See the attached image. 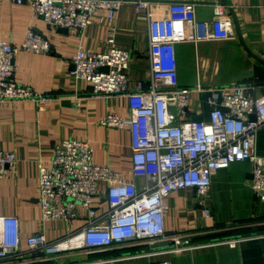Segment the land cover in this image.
Here are the masks:
<instances>
[{"label":"built area","instance_id":"built-area-1","mask_svg":"<svg viewBox=\"0 0 264 264\" xmlns=\"http://www.w3.org/2000/svg\"><path fill=\"white\" fill-rule=\"evenodd\" d=\"M31 6L34 16L55 28L84 31L92 17L106 12L112 20L126 0H2ZM137 10L150 13L151 0H134ZM225 7L216 0L215 19L201 21L196 5L169 4V16L150 19L151 80L130 87L131 53L113 47L107 53L80 50L72 59L76 78L91 84L93 94L123 96L129 100L131 116L107 114L100 124L112 128L129 126L132 131L133 174L142 178L140 187L124 181L120 174L94 161L88 142L64 140L54 148L49 164L41 162L39 203L43 222L72 224L87 221L80 229L57 240L44 233L27 238L22 248L20 222L13 216H0V264H46L66 256L105 255L99 259L71 264H102L128 257L158 256L191 249L190 234L168 233L165 229L164 200L173 192L193 188L207 194L214 173L237 162L251 163V188L264 200V156L258 153V134L264 130V96L254 94L249 84L218 87L209 97L213 110L208 121L182 123L187 114L191 90L178 79L176 47L234 38ZM51 45L30 29L17 46L0 45V104L18 101L46 102L14 79V58L22 52L49 53ZM226 109V110H225ZM16 156L0 150V172L14 170ZM99 199L107 210L99 213L93 204ZM171 243L167 249L153 246ZM137 246L154 250L140 255H116ZM113 253V254H112ZM116 253V254H115ZM115 254V255H114ZM155 264H171L163 259Z\"/></svg>","mask_w":264,"mask_h":264},{"label":"crops","instance_id":"crops-1","mask_svg":"<svg viewBox=\"0 0 264 264\" xmlns=\"http://www.w3.org/2000/svg\"><path fill=\"white\" fill-rule=\"evenodd\" d=\"M178 1L194 3L201 21L215 19L216 0H151L150 13L138 11L134 0H126L112 20L106 12H98L92 17V24L80 31L51 27L34 16L31 6L0 0V45H21L30 29L51 45L49 53L17 54L13 77L18 84L48 96L49 100L0 104V150L16 156L15 169L0 172V216L19 220L24 250L30 236L44 233L49 240H57L86 224L83 208L80 218L69 225L42 220L39 165L50 163L54 148L62 141L88 142L96 164L111 167L124 181L140 187L144 184L142 178L133 174L131 128L100 124L107 114L129 118V100L123 96L94 95L88 81L73 75L72 59L80 50H126L132 56L130 87L139 82L148 84L150 19L168 17L169 4ZM219 2L232 23L234 38L176 47L179 85L192 91L187 114L180 118L182 123L208 121L213 110L209 97L218 87L249 84L254 86L257 97L264 96V0ZM258 153L264 156V130L258 134ZM251 179V163L237 162L214 173L207 194L199 196L195 189L188 188L175 191L164 200L166 231L190 234L191 249L102 264H155L163 259L171 264H264V200L251 188ZM93 204L99 213L107 210L99 199ZM158 249L137 246L115 254L140 255ZM102 257L105 255L76 254L46 264H71Z\"/></svg>","mask_w":264,"mask_h":264},{"label":"water","instance_id":"water-1","mask_svg":"<svg viewBox=\"0 0 264 264\" xmlns=\"http://www.w3.org/2000/svg\"><path fill=\"white\" fill-rule=\"evenodd\" d=\"M235 18V17H234ZM236 19V18H235ZM236 25H237V28H238V32H239V27H238V23L236 21ZM240 33V32H239ZM226 110V109H225ZM167 245H169L168 243H163V244H158V245H155L153 246V248H159V247H166Z\"/></svg>","mask_w":264,"mask_h":264}]
</instances>
